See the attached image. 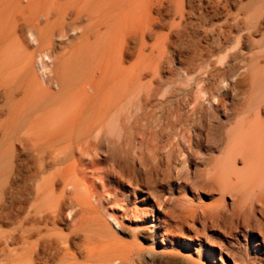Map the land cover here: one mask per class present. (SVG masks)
<instances>
[{
    "label": "bare ground",
    "instance_id": "1",
    "mask_svg": "<svg viewBox=\"0 0 264 264\" xmlns=\"http://www.w3.org/2000/svg\"><path fill=\"white\" fill-rule=\"evenodd\" d=\"M155 1L0 0V111L5 117L0 135L12 139L8 153L19 141L35 161V167L27 162L20 198L0 204V264H160L159 252H164L124 239V216L136 202L144 213L156 210L151 234L166 247L187 236V229L198 236L197 222L205 230L213 221L230 219L247 236L249 226L242 223L250 213L264 215V0H253L245 12L227 8L219 25L209 24L207 13L200 16L204 38L211 42L197 46L199 57H191L185 88L179 90L187 98L185 109L216 116L227 129L205 182L220 198L212 205L184 198L179 209L174 194L157 193L136 169L146 156L170 154L179 142L161 146L156 140L160 124L144 123L140 115L157 98L163 62L180 57V38L174 37L181 30L175 26H188L190 0H164L178 20L170 19L166 38L171 45L162 57L156 54ZM222 2L231 8L230 0ZM21 47L32 50L17 53ZM18 72L32 76V108L39 101L35 97L42 100L33 119L27 110L30 119L19 122L5 77ZM148 133L154 145L145 142ZM3 213L9 231L2 230ZM207 235L194 239L205 259L215 260ZM260 235L264 242V230ZM248 264L264 263L252 259Z\"/></svg>",
    "mask_w": 264,
    "mask_h": 264
},
{
    "label": "rangeland",
    "instance_id": "2",
    "mask_svg": "<svg viewBox=\"0 0 264 264\" xmlns=\"http://www.w3.org/2000/svg\"><path fill=\"white\" fill-rule=\"evenodd\" d=\"M198 2V0H190L185 6V12L187 11L186 17L188 19V26L186 23V25L182 23L180 27H177L178 25L175 26L178 31L181 30L179 31L180 36L174 37V40H178V37L180 38L178 41L176 40L178 43L177 49L180 57H178L175 61L163 62V68L160 73L161 80L156 84L157 98L152 102V105L146 108L140 115V118L144 123L147 122L153 125L158 122L160 124L162 129L160 130L156 140L161 146L165 145L168 140H173L174 143H177L178 141L180 142L174 145V151L172 153L157 155L154 159L146 156L142 165L136 168L140 172L139 177L141 180H144V183L147 186L155 188L157 193L162 194L164 192L167 196L174 194L173 205L176 206V208L184 203L186 204V201H183L185 199L189 200V203L194 200V202L192 201L194 205H198L199 203L197 202L200 201L202 202L200 204L212 205L220 198V196H217L213 194L211 190H208L209 188L206 186L205 182L207 180V173L210 166L214 164V160L220 155L219 149L222 148L220 139L225 135L227 129L223 122L216 116L210 114L205 115L201 109L195 113L190 112L188 108L185 109L183 104L184 97L182 96V92L179 90V87L181 86L185 88V85L182 83L184 80L183 76H185L184 72L191 61V57H199V55L196 54L197 46L200 47L203 45V47L200 48H204L211 42H208V40L204 38L205 27H203L204 22L200 16L202 13H207L206 17L209 18L208 20H212V22L208 21V23L219 25L223 23L227 17L228 12L225 13L227 8L231 10V12H245L247 11L246 9H249L254 3L253 0H230L231 8L229 6H226L225 8L224 5L226 4H223L224 2L221 3V0L220 2L218 0H201L200 3ZM215 2L220 4L218 5ZM216 6L218 7V10L216 9ZM167 7L171 9L173 6H169L164 0L155 1V28L158 35L156 40V54L158 57H162L163 53L169 49L171 43L168 41L172 39H167L166 37L171 30L170 26L173 22L176 23V20H178L177 17L174 19V16H172L173 9L169 10V13ZM190 8L192 11L190 10V12H188ZM223 8L225 10H223ZM219 11H223L226 15L223 12L220 13ZM213 12H215V14ZM172 18L174 19L173 22L170 21ZM207 26V28H210L209 25ZM24 50L31 52L32 47H21L17 49V53H24ZM34 70L36 71V69ZM5 77L10 80V86L13 87L11 105L15 109L14 111H19V113L14 116L15 120L18 122L20 120H29L30 118H26V116H30L27 114V110L33 119V116L38 114L36 113L39 110L38 104L40 107L42 100L35 97V99L39 101L35 100L38 104L35 105L34 109L32 108L34 104V97L29 90V82L32 77L31 74L27 75L26 73L23 74L22 72H18ZM29 91L30 93H28ZM191 94L193 96L194 93L191 92ZM3 98L4 96L0 94V106L4 104ZM31 100L33 101L32 104ZM1 108L2 107H0V109ZM36 108H38V110H36ZM33 111H35V113ZM2 118L5 117H3V112L1 113L0 111V134H2L1 132L5 122L3 121L5 119ZM22 118L24 119L22 120ZM1 136L2 135H0V204L9 202V200L11 201L12 196H16L13 198L18 199L19 195L25 190L23 187L25 185L24 175L26 172L25 168L28 164L27 162L35 164L34 157L32 156L33 154H27L26 150V152H24L23 146L20 147L21 145L18 144L19 141H16L18 145L16 144V146H14L15 151L12 150L11 152L13 153L14 151L16 154L13 153L11 155L10 151L8 153V147L12 146V139L4 140L6 137ZM146 137L147 139L145 138V142L148 141V144L154 145L156 140H148V138H151V134L148 133ZM146 145L147 143H144V146ZM111 152H113L112 154L115 159H120V151H118V149H113ZM13 155L16 157H13ZM161 156L162 159L160 158ZM28 157H30L33 161H30L31 159H28L29 161H27ZM12 160L15 164H13L14 162ZM8 165L11 166V168H8ZM33 167L35 166L33 165ZM12 168L13 170L15 169V172H12ZM160 188L163 190L162 192ZM13 190L14 192H12ZM198 191H200V194H198ZM11 193L14 194L11 195ZM174 206L172 207L173 210L176 209ZM131 208H134V211L131 210ZM141 208H143V205L136 202L133 207L131 206L129 208V216H124L126 222L124 228V239L128 242H136L135 244L142 248L144 247L146 250L153 249L154 251L164 252H159L158 261L160 264H248V262L250 263L252 259L264 263V242L262 236L260 235L261 230H264V215L261 212L257 211L258 214H256L252 211L249 218L247 217L246 222L242 223L243 225L249 226L248 232H246L248 233L247 236H244V233L238 232L236 230L237 225L235 226L236 223L234 221L231 222L232 220L230 219H222L223 221L221 224L220 222L213 221V223L208 224L209 226L207 225L208 227L205 230L201 225L202 223L197 222L196 226L199 230L198 236L192 229H187V236H183L180 239H174L171 241L172 244L166 247V244L163 243L162 240L154 242L151 234L152 223H155L156 221V210L152 215L150 212L144 213ZM122 210L123 209L121 208V215H123ZM5 217V213H3L1 217V225L2 230L7 231L10 229V226L7 225ZM242 220L243 218L241 221ZM211 224L214 225L212 226ZM229 226L230 229H228ZM116 230L121 234L120 229ZM193 232L195 233V236ZM206 233H208V235ZM203 234L208 236L205 243L208 246H213L215 252L217 253L215 260H213V258L206 260L205 256L200 251L202 248L199 246V242L194 239L196 237L203 239Z\"/></svg>",
    "mask_w": 264,
    "mask_h": 264
}]
</instances>
